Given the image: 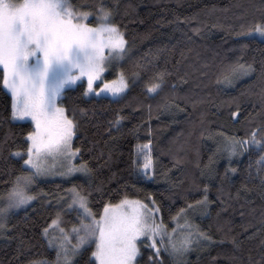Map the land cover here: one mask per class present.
Masks as SVG:
<instances>
[{"label": "trees", "instance_id": "obj_1", "mask_svg": "<svg viewBox=\"0 0 264 264\" xmlns=\"http://www.w3.org/2000/svg\"><path fill=\"white\" fill-rule=\"evenodd\" d=\"M104 2L113 9L112 23L126 33L128 42V50L116 63V69L131 73L139 65L141 76L136 82L130 79L129 89L119 98L84 97L83 82L65 89L60 102L68 109L69 117L75 110L79 121L72 147L80 150L77 161L86 163L90 172L63 180L41 181L32 188L37 193L36 199L7 218L8 230L4 236L17 239L0 237V264L54 260L56 251L41 237V230L57 217L65 229L80 221L75 209L68 210L56 199L70 187L76 186L97 213L102 211L105 202L115 204L124 198L147 202L146 197L152 196L163 205L159 215L168 227L181 208L202 198L204 183L210 185L211 203L207 214L197 219L196 226L208 232L213 240L224 243L192 253L185 264H209L211 257H216V264H233V257L238 258L236 264H259L264 254L261 243L264 241V188L255 161L260 153L253 149L233 158L231 167L237 171L229 173L230 179L224 182L221 194L217 188L229 162L227 154L216 151V141L224 142L225 136L243 138L250 135V128L257 127L261 128L257 140L264 136V102L260 95L264 89L260 75L264 41L257 37L242 40L240 43H247L248 48L241 50L229 30L259 22L264 16V0ZM73 3H87L91 7L86 10L95 13L98 0H73ZM89 23H96L95 15ZM249 63H254V74L236 76L231 84L225 82L224 77L233 67ZM159 71L172 75L157 94H147V83ZM113 75L110 72L105 77L109 79ZM237 105L239 119L234 121L230 113L237 111ZM82 108L87 109L83 117ZM10 115L11 96L0 84V141L7 137L6 144H0V194L11 187L16 176L28 171L22 167L21 158L9 153L26 148L25 138L32 124L12 121ZM117 115L123 117L119 131L110 126ZM149 139L155 170L152 180L139 176L138 168L144 163V156L139 157V165L133 162L137 159L135 146ZM202 170L204 177H201ZM194 180L199 190L193 187ZM171 184L176 187L168 191ZM245 186L251 191H246ZM238 190L240 199H236ZM233 238L240 244L238 250L231 243ZM19 239L25 241L27 250L15 258ZM90 252L91 248L77 257L76 264H85ZM147 255L145 251L141 264ZM162 258L164 264H174L167 254Z\"/></svg>", "mask_w": 264, "mask_h": 264}, {"label": "snow or ice", "instance_id": "obj_2", "mask_svg": "<svg viewBox=\"0 0 264 264\" xmlns=\"http://www.w3.org/2000/svg\"><path fill=\"white\" fill-rule=\"evenodd\" d=\"M90 7L87 3L74 4L73 0H0V84L11 96L10 119L30 120L32 124V130L26 134V148L9 153L10 156L21 158L22 167H27L28 171L16 176L11 187L0 194V237L7 240L17 239L4 236L8 230L7 218L10 213L35 199L28 193V189L37 177L47 176L54 171L55 166H50L48 160L60 157L67 159L80 151L72 150L73 138L79 128L75 110L69 117L68 109L60 104L65 89L86 78L87 86L82 93L84 97L95 94L97 97L107 95L119 98L129 89L130 79L136 82L141 76V66L138 65L137 70L131 73L121 69L115 79L103 80L106 65L123 59L128 50V42L125 39L126 33L112 23L113 9L106 6L104 0H98L95 13L86 10ZM93 15L96 21L94 25L87 22ZM229 30L238 47L241 50L247 49L248 44L240 41L255 38L256 35L264 41V16L259 22L240 25L239 30ZM260 64V75L264 79V59ZM255 71L254 63L237 64L224 80L231 84L234 77L247 76ZM171 75L168 71L156 72L147 83L145 92L157 94ZM101 80L103 83L97 88L95 85ZM175 87L173 84L172 88ZM260 95L264 102V89ZM80 113L82 117L86 116L87 109H80ZM230 116L234 121L239 119V105L237 111L231 112ZM122 119L117 115L110 126L119 131ZM248 131L250 135L243 138L225 136L223 144L217 148V152L227 154L229 162V167L220 178L218 193H223V184L230 179L229 173L237 171L231 167L233 158L253 149L260 153L255 164L261 187L264 188V175H260L264 172V136L259 140L256 138L260 134V127L250 128ZM151 132L152 129L149 128V135ZM6 142L7 137L0 144ZM151 146L152 141L149 139L147 143L138 144L134 149L137 157L134 164L139 165V157L144 156V163L139 165L138 172L140 178L147 180L155 179ZM209 162L211 164L212 157ZM251 168L250 163L249 172ZM74 172L88 174L90 169L86 163H82L79 167H68L60 175L70 177ZM204 176L205 172L202 170L201 177ZM175 187V184H171L168 191ZM193 187L199 190V184L195 180ZM245 190L251 191L246 186ZM202 192L201 199L181 208L172 217L174 222L184 219L185 223L177 224V227L169 231L162 216L159 222L157 220V215L163 211V205L152 196L146 197L147 202L128 198L121 199L117 204L105 202L102 211L97 213L89 207L88 198L73 186L67 190L71 198L67 209L78 212L79 224L69 231L60 227L58 217L53 219L41 230V237L49 247H55V260L49 262L33 259L29 264H76V258L87 253L89 248L91 252L85 264H141L145 251L148 255L144 264H164V254L178 258L194 247L205 250L217 243L223 244V240H213L208 232L201 231L187 219L188 213L196 210H200L202 215L207 214L211 203L208 183L203 184ZM240 198L238 190L236 199ZM59 202L64 201L61 199ZM56 230L59 234L53 235ZM231 243L234 249L240 248L235 238ZM261 243L264 244V241ZM25 250V241L19 239L15 258ZM237 260V257H233V264ZM209 264H216V257H211ZM259 264H264V254Z\"/></svg>", "mask_w": 264, "mask_h": 264}, {"label": "rangeland", "instance_id": "obj_3", "mask_svg": "<svg viewBox=\"0 0 264 264\" xmlns=\"http://www.w3.org/2000/svg\"><path fill=\"white\" fill-rule=\"evenodd\" d=\"M88 23H89V21H87ZM255 37H257V38H259V39H261L258 35H256ZM120 60H118V61H115V62H113L112 64H109V65H106V71L103 73V80H108V81H111V80H113V79H115L116 78V75H117V73H118V69H116V63L117 62H119ZM2 69V68H1ZM110 72H112V73H114V75L111 77V78H109V79H106V77H105V75L107 74V73H110ZM242 78V77H241ZM103 80H101V81H99L95 86L97 87V88H99L100 86H101V84L103 83ZM79 82H83L84 83V86L86 87L87 86V79L86 78H83L81 81H78L77 83H79ZM74 86V85H73ZM91 96H93V97H97L95 94H92ZM105 96H107V95H105ZM108 97H110V96H108ZM112 98V97H111ZM60 104H61V102H60ZM61 106H62V104H61ZM24 121H28V122H30L31 123V121L30 120H24ZM223 144V142L222 141H216V151H217V148H218V146H220V145H222ZM72 150L73 151H75V149L72 147ZM218 153H222V155H226V153H223V152H218ZM26 158V157H25ZM77 159H78V154L76 155V156H74V157H68L67 159H64L63 157H60V158H57V159H49L48 160V164L50 165V166H52V165H54L55 166V168H54V171L52 172V173H50L49 175H47V176H42V177H37L36 178V180H35V182H34V184H32L30 187H29V189H28V193L30 194V195H33L34 197H35V199H36V197H37V193H34L33 191H32V188L33 187H35L36 185H37V183H39V182H41V181H46V180H63V179H68V178H70V177H73V176H75V175H78V174H85V173H83V172H74V173H72V175L70 176V177H65V176H62V175H60V173L61 172H63V171H65L68 167H72V166H75V167H79L80 165H81V163H79L78 161H77ZM25 168H27V167H25ZM70 188H72V187H70ZM70 188H68V189H70ZM67 189V190H68ZM67 190L66 191H64V193L63 194H59L58 196H57V201L59 202L61 199H63V203L67 206V204L68 203H70V201H71V198H70V196H68V194H67ZM34 199V200H35ZM33 200V201H34ZM132 200H137V199H132ZM33 201H31V202H29V204H27V205H24V206H22L21 208H19V209H15V210H13L12 212H15V211H18V210H22V209H25V208H27L28 206H30L31 205V203L33 202ZM59 203H61V202H59ZM119 203V202H118ZM115 204H117V203H115ZM0 206H2V203H0ZM11 212V213H12ZM10 213V214H11ZM202 216V214H201V211L200 210H196V211H194V212H189L188 213V217H187V219H188V221L191 223V224H193V225H196V221H197V219L198 218H200ZM157 220H158V222H159V220H160V215L158 214L157 215ZM80 222V221H79ZM79 222L77 223V224H79ZM171 223H172V225L171 226H168V230L169 231H171L172 230V228H174V227H177V224H179V225H183L184 223H185V220L184 219H180V220H178V221H171ZM76 224V225H77ZM167 226V225H166ZM61 227V226H60ZM71 229V228H70ZM70 229H68L69 231H70ZM57 231V230H56ZM56 231H54L52 234L53 235H58L59 233L58 232H56ZM73 243H75V240L73 239ZM54 249H55V247H54ZM56 251V250H55ZM201 251V249H200V247H194L192 250H190V251H188L183 257H178V258H173L172 257V260H173V263L174 264H185V262L188 260V258L190 257V255L193 253V254H197L198 252H200ZM55 258H56V256H55ZM55 258H54V260H55ZM43 260H47V259H43ZM54 260H52V261H54ZM47 261H49V262H52V261H50V260H47Z\"/></svg>", "mask_w": 264, "mask_h": 264}, {"label": "crops", "instance_id": "obj_4", "mask_svg": "<svg viewBox=\"0 0 264 264\" xmlns=\"http://www.w3.org/2000/svg\"><path fill=\"white\" fill-rule=\"evenodd\" d=\"M61 226V225H60ZM62 227V226H61ZM66 230H68V229H66ZM56 232H58V230L56 231Z\"/></svg>", "mask_w": 264, "mask_h": 264}]
</instances>
